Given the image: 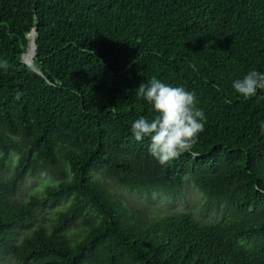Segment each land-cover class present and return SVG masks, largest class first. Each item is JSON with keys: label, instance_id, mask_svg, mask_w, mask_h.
Wrapping results in <instances>:
<instances>
[{"label": "trees", "instance_id": "1", "mask_svg": "<svg viewBox=\"0 0 264 264\" xmlns=\"http://www.w3.org/2000/svg\"><path fill=\"white\" fill-rule=\"evenodd\" d=\"M32 27L42 75L20 61ZM5 59L0 263L264 264V90L243 98L232 87L264 72V0H0ZM153 76L195 92L206 117L196 155L160 165L149 139L133 138L131 123L155 115L136 95ZM93 172L171 198L188 178L203 210L220 216L177 212L141 225ZM33 174L57 179L17 198ZM60 200L49 222H36Z\"/></svg>", "mask_w": 264, "mask_h": 264}, {"label": "clouds", "instance_id": "2", "mask_svg": "<svg viewBox=\"0 0 264 264\" xmlns=\"http://www.w3.org/2000/svg\"><path fill=\"white\" fill-rule=\"evenodd\" d=\"M0 68L8 69V61L0 60ZM243 98L256 96L264 90V72L249 71L232 85ZM137 97L151 106L155 113L149 120L144 116L135 119L130 132L136 141L149 139V154L160 165H166L184 153H192L197 138L204 131L206 117L197 107L196 94L183 86H172L153 76L147 83L136 88ZM264 134V123L261 124ZM196 155V154H193Z\"/></svg>", "mask_w": 264, "mask_h": 264}, {"label": "rangeland", "instance_id": "3", "mask_svg": "<svg viewBox=\"0 0 264 264\" xmlns=\"http://www.w3.org/2000/svg\"><path fill=\"white\" fill-rule=\"evenodd\" d=\"M15 153L11 152L7 160V168L10 169L15 161ZM94 173V172H93ZM104 188L114 197L119 198L126 204L132 212L133 218L139 224L144 225L151 219L163 215L177 212H188L192 218L200 219L202 222H210L220 216L219 210L204 211L202 208L203 198L200 192L193 186L188 178H184L181 194L176 198L166 196L158 190H136L116 184L111 179L102 174L94 173ZM57 176H47L45 174H33L27 176L17 194V198H23L28 192H40L45 183H55ZM67 200L56 201L48 206L38 210L37 220L39 223L49 222L54 213L61 209ZM79 221L67 227V230L73 234L79 231ZM25 233V230H19L18 236ZM0 264H15L12 259L5 258Z\"/></svg>", "mask_w": 264, "mask_h": 264}, {"label": "water", "instance_id": "4", "mask_svg": "<svg viewBox=\"0 0 264 264\" xmlns=\"http://www.w3.org/2000/svg\"><path fill=\"white\" fill-rule=\"evenodd\" d=\"M35 32H36V28L32 27L30 32L27 34L28 37L27 46L25 50L20 54V61L22 63H25L30 69H32L37 74L42 75L41 72L38 69H36L32 63L33 55L35 52V41H34ZM24 56H27V59H25Z\"/></svg>", "mask_w": 264, "mask_h": 264}, {"label": "bare ground", "instance_id": "5", "mask_svg": "<svg viewBox=\"0 0 264 264\" xmlns=\"http://www.w3.org/2000/svg\"><path fill=\"white\" fill-rule=\"evenodd\" d=\"M25 59H27V56H24Z\"/></svg>", "mask_w": 264, "mask_h": 264}]
</instances>
